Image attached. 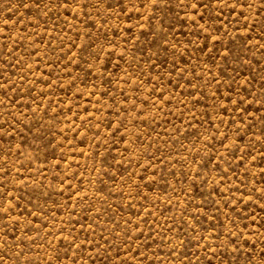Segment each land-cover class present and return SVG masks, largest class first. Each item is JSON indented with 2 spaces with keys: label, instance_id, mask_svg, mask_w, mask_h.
Here are the masks:
<instances>
[{
  "label": "rangeland",
  "instance_id": "374dc122",
  "mask_svg": "<svg viewBox=\"0 0 264 264\" xmlns=\"http://www.w3.org/2000/svg\"><path fill=\"white\" fill-rule=\"evenodd\" d=\"M0 264H264V0H0Z\"/></svg>",
  "mask_w": 264,
  "mask_h": 264
}]
</instances>
